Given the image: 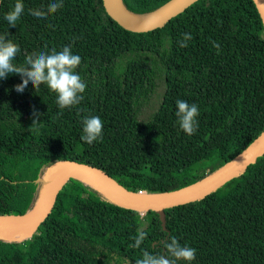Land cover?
Segmentation results:
<instances>
[{"label": "trees", "instance_id": "obj_1", "mask_svg": "<svg viewBox=\"0 0 264 264\" xmlns=\"http://www.w3.org/2000/svg\"><path fill=\"white\" fill-rule=\"evenodd\" d=\"M170 1L121 4L145 17ZM50 2L22 0L12 28L4 15L16 0H0V34L19 46L16 66L69 46L86 90L59 114L46 86L17 93L19 75L0 80V216L34 210L62 163L101 169L130 192L168 195L207 179L264 133V21L254 0H198L142 33L123 28L104 0H63L46 19L30 14ZM185 33L192 39L182 48ZM178 99L199 108L193 135L179 128ZM87 116L103 122L92 144L80 139ZM138 230L147 233L140 249L130 247ZM169 236L196 249L191 264H264V153L199 200L162 211H137L71 178L34 232L0 236V264H135L144 250L161 253Z\"/></svg>", "mask_w": 264, "mask_h": 264}, {"label": "clouds", "instance_id": "obj_2", "mask_svg": "<svg viewBox=\"0 0 264 264\" xmlns=\"http://www.w3.org/2000/svg\"><path fill=\"white\" fill-rule=\"evenodd\" d=\"M63 0H51L46 8L31 9L30 14L34 17L46 19L50 14H55L63 8ZM24 11L22 0H16L14 7L4 15L10 27L14 28ZM192 37L189 33L183 34V39L179 41V46L186 48L187 41ZM214 47L218 45L214 42ZM20 52V48L7 34H0V80L7 79L9 75H19L22 83L14 85L17 93H23L31 84L37 90L44 85L56 96V104L63 113L64 109L72 108L83 100V93L86 84L82 81L76 69L81 63V57L74 55L69 46L63 47L62 51L53 49L50 53H32L25 57L26 66H16L13 60ZM177 123L179 128L187 135H193L197 128V117L199 108L196 104H188L184 100L176 101ZM37 116V113H33ZM40 123L38 119H33L31 128H36ZM82 135L80 139L92 144L102 138L103 122L99 116H87L82 120ZM147 238V233L138 230L132 238L130 247L140 249ZM163 251L152 254L147 250L142 252L141 258L135 264H191L196 257V249L187 245H181L176 237L169 236L161 241Z\"/></svg>", "mask_w": 264, "mask_h": 264}, {"label": "water", "instance_id": "obj_3", "mask_svg": "<svg viewBox=\"0 0 264 264\" xmlns=\"http://www.w3.org/2000/svg\"><path fill=\"white\" fill-rule=\"evenodd\" d=\"M197 1L198 0H172L150 16L137 17L128 14L123 9L121 0H104L110 15L123 28L135 33L148 32L163 26L166 22L183 13ZM254 1L264 21V0ZM262 153H264V133L235 160L207 179L183 191L160 196L130 192L119 182L110 177L105 171L93 166L77 162L62 163L55 166L49 173V180H47L48 178L45 179L42 194L34 210L26 215L0 216V236L7 237V233L17 230H26L25 236L34 232L48 219L54 208L59 192L71 178L80 179L79 176L90 177L107 187L118 199L107 195L87 182L89 185L95 187L101 193L112 198L116 202L137 211H162L199 200L208 192L233 177ZM47 186L48 189L46 190Z\"/></svg>", "mask_w": 264, "mask_h": 264}, {"label": "bare ground", "instance_id": "obj_4", "mask_svg": "<svg viewBox=\"0 0 264 264\" xmlns=\"http://www.w3.org/2000/svg\"><path fill=\"white\" fill-rule=\"evenodd\" d=\"M79 177H80V179L81 178L86 179L87 180L86 182H89L91 185L97 187L102 192L106 193L107 195L112 196L115 199H118L107 187H105L104 185L96 182L95 180L91 179L90 177H83V176H79ZM47 189H48V186L46 187V190ZM44 196H45V194H44ZM44 196H43V198H44ZM25 233H26V230H17V231L9 232L6 235H7L8 238L20 239V238L25 237V235H26Z\"/></svg>", "mask_w": 264, "mask_h": 264}, {"label": "rangeland", "instance_id": "obj_5", "mask_svg": "<svg viewBox=\"0 0 264 264\" xmlns=\"http://www.w3.org/2000/svg\"><path fill=\"white\" fill-rule=\"evenodd\" d=\"M133 42H134V45H136V41H135V39L133 40ZM47 178H48V177H47ZM47 180H49V178H48Z\"/></svg>", "mask_w": 264, "mask_h": 264}]
</instances>
